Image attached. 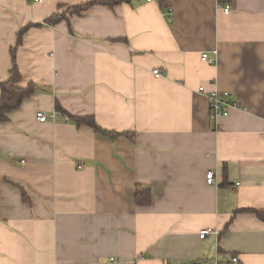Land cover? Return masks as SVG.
<instances>
[{
	"label": "crops",
	"instance_id": "0c3cea01",
	"mask_svg": "<svg viewBox=\"0 0 264 264\" xmlns=\"http://www.w3.org/2000/svg\"><path fill=\"white\" fill-rule=\"evenodd\" d=\"M94 1L0 0V99L39 25L17 51L38 91L0 122V264H264V0H121L45 23ZM214 92L238 104L217 123Z\"/></svg>",
	"mask_w": 264,
	"mask_h": 264
},
{
	"label": "trees",
	"instance_id": "16d2710c",
	"mask_svg": "<svg viewBox=\"0 0 264 264\" xmlns=\"http://www.w3.org/2000/svg\"><path fill=\"white\" fill-rule=\"evenodd\" d=\"M161 0H159L160 2ZM121 0H96L92 3L79 5L75 7H70L66 11V13L58 15H52L48 18L45 23L49 25H55L62 21L68 19L67 14L69 13L71 16L77 15L80 16L82 13L86 12L90 8L96 5H107L113 6L118 3H121ZM32 27H39V25H29L23 28L18 34L17 47L12 49L11 54L13 57V69L11 71V78L1 85V99H0V122L8 121V114L19 109L23 103V101L33 94H35L38 90L37 85L34 83H30L27 87H22V76L19 71L18 63H17V51L19 47L23 44V39L28 30ZM56 110L58 112L64 113V110L61 108L60 104L56 102ZM73 121H75L78 126H88L92 128L96 133L101 134L102 136L110 137L112 140H116L119 137H127L128 134H115L108 132L102 129L96 122L93 117H71ZM135 202L139 207H148L152 203V190L148 186H137L136 194H135ZM257 215V217L264 222V212L263 211H250ZM186 264H196V263H186Z\"/></svg>",
	"mask_w": 264,
	"mask_h": 264
},
{
	"label": "built area",
	"instance_id": "2783aa9c",
	"mask_svg": "<svg viewBox=\"0 0 264 264\" xmlns=\"http://www.w3.org/2000/svg\"><path fill=\"white\" fill-rule=\"evenodd\" d=\"M149 2L153 1V0H147ZM231 8L230 6H225L224 8V12L226 14H228L230 12ZM202 60L209 62V63H214L215 61L213 59H210V57L207 54H204L202 56ZM156 75H160V73L158 71H155ZM200 92H204V88L201 87L200 88ZM231 96L230 93H220V92H214L210 95L209 99H210V115H209V120L212 123H217L220 119L225 118L227 116H229V113L231 111V109L238 107V104L235 102L231 101ZM38 120L41 123H46L50 120H53L55 118L54 115H48L45 112H40L37 115ZM66 121L68 122L69 119L66 118ZM207 183L209 185H214L216 183V178H215V172L214 171H208L207 173ZM217 231H215L212 228H207L204 229L203 231H201L200 233V238L201 239H206V237H208L209 235H217ZM234 263L238 262L237 258L233 259ZM213 264H218L213 263Z\"/></svg>",
	"mask_w": 264,
	"mask_h": 264
}]
</instances>
